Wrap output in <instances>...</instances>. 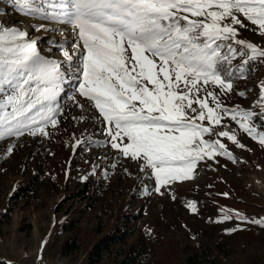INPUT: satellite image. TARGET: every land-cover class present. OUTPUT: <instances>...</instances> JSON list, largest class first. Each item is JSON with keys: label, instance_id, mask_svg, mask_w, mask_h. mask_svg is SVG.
<instances>
[{"label": "rangeland", "instance_id": "rangeland-1", "mask_svg": "<svg viewBox=\"0 0 264 264\" xmlns=\"http://www.w3.org/2000/svg\"><path fill=\"white\" fill-rule=\"evenodd\" d=\"M14 15L33 23L27 39L38 41L42 56L64 61L53 41L65 39L55 38L54 28L67 27L71 40L67 25L29 14L14 0H0V27L12 28ZM244 22L247 27L237 26L239 38L264 50L258 26ZM244 51L221 69L232 72V90L208 87L225 108L253 113L254 123L245 122L246 127L264 132V57L242 64L248 60ZM64 87L66 93L73 90L71 83ZM200 96L216 107L211 97ZM78 99L83 107L61 94L64 114L58 127H47L48 135L0 139L1 258L18 264H90L91 250L103 237L129 231L95 264H116L130 247L143 250L144 264H264V223H258L264 222V146L258 137L242 130L232 114L222 116L212 127L236 140L204 138L219 140L231 158L199 160L189 178L170 181L157 192L151 170L112 149L98 111ZM68 240L77 250L64 251Z\"/></svg>", "mask_w": 264, "mask_h": 264}, {"label": "snow or ice", "instance_id": "snow-or-ice-1", "mask_svg": "<svg viewBox=\"0 0 264 264\" xmlns=\"http://www.w3.org/2000/svg\"><path fill=\"white\" fill-rule=\"evenodd\" d=\"M14 3L41 19L67 25L73 38L60 29L65 40L53 43L64 61L57 62L42 56L38 41L26 39L28 33L0 27V139L48 135L47 127H58L64 114L61 94L80 107L78 97H83L102 118L110 147L141 162L143 171L150 169L157 192L170 181L189 178L199 160L231 158L219 140L204 138L216 134L236 140L212 127L224 115L232 114L239 127L264 146V132L246 127L254 123L253 113L225 108L208 87L232 90V72L221 69L240 48L248 56L242 64L264 57V50L240 39L238 32L248 21L264 35V0ZM66 83L73 84L71 93L65 92ZM201 92L212 98L215 108L201 99Z\"/></svg>", "mask_w": 264, "mask_h": 264}, {"label": "trees", "instance_id": "trees-1", "mask_svg": "<svg viewBox=\"0 0 264 264\" xmlns=\"http://www.w3.org/2000/svg\"><path fill=\"white\" fill-rule=\"evenodd\" d=\"M129 234V231H123L122 234H110L106 237H103V239L98 242L94 248L91 250V261L90 264H95L99 262L102 254L104 251H107L112 246L116 245L118 242L123 241L125 236ZM78 245L75 244L74 241L68 240L65 242L64 245V251H75L77 250ZM143 250L138 247H130L128 250H126L124 253H122V258L116 263V264H144L143 259ZM191 264V260H189ZM0 264H7L2 261H0Z\"/></svg>", "mask_w": 264, "mask_h": 264}, {"label": "bare ground", "instance_id": "bare-ground-1", "mask_svg": "<svg viewBox=\"0 0 264 264\" xmlns=\"http://www.w3.org/2000/svg\"><path fill=\"white\" fill-rule=\"evenodd\" d=\"M11 21L13 22V25L11 27L19 28L20 30H22L26 33L30 32L33 28V23L31 21L26 20L24 17H21L20 15L12 16ZM54 29H57L56 30L57 36H55V38H57V39L59 38V40L65 39V36L61 33L60 29H66L69 32L67 27H64V26H57V27L55 26ZM29 39H35V38L32 37ZM255 184H258V178L255 179Z\"/></svg>", "mask_w": 264, "mask_h": 264}, {"label": "water", "instance_id": "water-1", "mask_svg": "<svg viewBox=\"0 0 264 264\" xmlns=\"http://www.w3.org/2000/svg\"><path fill=\"white\" fill-rule=\"evenodd\" d=\"M0 261L4 262V263H7V264H18V263H15V262H7L6 260H4L3 258L0 257Z\"/></svg>", "mask_w": 264, "mask_h": 264}]
</instances>
